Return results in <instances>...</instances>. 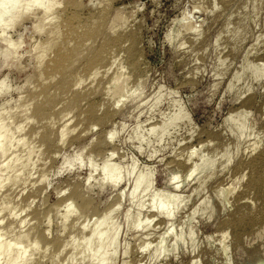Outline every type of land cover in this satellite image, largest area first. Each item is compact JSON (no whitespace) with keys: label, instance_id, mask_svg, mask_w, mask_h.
<instances>
[{"label":"rangeland","instance_id":"1","mask_svg":"<svg viewBox=\"0 0 264 264\" xmlns=\"http://www.w3.org/2000/svg\"><path fill=\"white\" fill-rule=\"evenodd\" d=\"M53 1L46 0L54 4L49 18L42 20L31 7L0 30V122L11 132L0 157V231L6 242L0 264H14L22 244L38 249L29 252V264H93L77 254L69 260L74 252L67 241L73 239L75 253L81 251L99 216L114 207L110 227H117L119 236L112 264H256L264 259V232H241L255 210L250 169L264 150V77L233 80L244 66L264 64V0H78L76 6L71 0ZM171 32L177 34L173 44L166 42ZM10 43L18 49L13 52ZM138 82L140 96L119 103L117 97ZM243 110L252 126L238 144L224 122ZM180 113L181 121L162 138L151 133ZM227 147L230 163L222 168ZM212 152L214 178L196 196L194 185L178 191L191 194L184 210L172 220L150 210L152 195L169 188L167 180L183 184L187 166ZM11 158L14 165L5 171ZM108 159L119 166L117 186L102 181ZM139 175L152 184L134 202L131 191ZM224 187L231 190L227 206L216 192ZM203 197L211 201L210 218L198 213L188 218ZM70 201L74 216L66 217ZM136 219L142 222L139 230L131 227ZM170 221L184 244L176 257L153 259ZM190 233L195 250L189 248Z\"/></svg>","mask_w":264,"mask_h":264},{"label":"bare ground","instance_id":"2","mask_svg":"<svg viewBox=\"0 0 264 264\" xmlns=\"http://www.w3.org/2000/svg\"><path fill=\"white\" fill-rule=\"evenodd\" d=\"M22 0H0V30L1 31H5L8 27L12 26L13 24H15L16 22H18L21 18H23L25 15H27L29 12V8H34V11L37 10L40 15H42V20H45L47 18L50 17L49 14H47L50 11H54L53 9V5L52 2H46V0H27L26 4H21ZM24 1V0H23ZM26 1V0H25ZM48 1V0H47ZM51 1V0H50ZM53 1V0H52ZM55 1V0H54ZM53 1V2H54ZM72 1V2H71ZM69 2V4L71 3V6H76L78 5V0H71ZM57 4V3H56ZM100 5V4H99ZM70 6V5H69ZM81 6V5H80ZM79 6V7H80ZM226 6V5H225ZM74 9V8H73ZM215 10V9H214ZM219 11V10H218ZM255 12V11H254ZM36 13V12H35ZM52 14V13H51ZM212 14V13H211ZM39 15V14H38ZM259 15V14H258ZM76 16V15H75ZM80 18V17H79ZM98 18V17H97ZM116 18V17H115ZM231 19V18H230ZM178 23V24H177ZM176 23V26L179 25V22ZM111 24V23H110ZM114 26V25H112ZM180 26V25H179ZM36 27V26H35ZM114 28V27H113ZM102 31V30H101ZM201 31V30H200ZM8 32V31H7ZM196 32V31H195ZM214 32V31H213ZM239 33V32H238ZM97 34V31H96ZM179 34V32H178ZM87 35V34H86ZM220 35V34H219ZM107 36V35H106ZM2 37V35H1ZM91 37V36H90ZM110 37V36H109ZM175 37H177V34L174 36V33L171 32V34H168L167 36V41L170 44H173L175 42ZM89 38V37H87ZM92 38V37H91ZM112 38V37H111ZM115 38V37H114ZM0 40H3L0 38ZM86 40V37L85 39ZM88 41V40H87ZM119 41V40H118ZM110 42V41H109ZM120 42V41H119ZM85 43V44H84ZM87 42H83V47L86 46ZM131 43V42H130ZM89 44V43H88ZM96 44V43H95ZM114 44V43H113ZM120 44V43H118ZM78 45V44H77ZM93 45V44H92ZM81 45H79L80 47ZM109 46V44H108ZM8 48H13V52L18 49L19 45H14L12 43L8 44L7 46ZM115 47V46H114ZM175 47V46H174ZM37 48V47H36ZM78 47H76L77 49ZM123 48V47H122ZM39 49V48H38ZM84 49V48H83ZM90 49V48H89ZM103 49V48H102ZM37 50V49H35ZM113 50V49H112ZM254 50V48H253ZM71 51V50H70ZM74 51V50H73ZM17 52V51H16ZM75 53V57H76V51H74ZM78 52V50H77ZM107 52V51H106ZM72 53V52H71ZM131 53V52H130ZM81 53H78V55H80ZM85 54V53H84ZM83 55V54H82ZM97 55V54H96ZM131 55V54H130ZM69 56V53H68ZM105 56V55H104ZM103 56V57H104ZM14 57V56H13ZM63 57V56H62ZM81 57V56H80ZM96 57V56H95ZM139 57V56H138ZM79 58V57H78ZM99 58V57H97ZM62 60L66 61V58H61ZM101 59V58H100ZM61 60V63H62ZM70 58H68L67 61H69ZM73 60V59H72ZM74 61V60H73ZM99 61V60H98ZM134 61V60H133ZM93 62V61H92ZM97 62V61H96ZM94 62V63H96ZM101 62V61H100ZM104 63V62H103ZM64 64V62H63ZM74 64V63H73ZM90 64V63H89ZM58 65V64H57ZM67 65V64H66ZM69 65V64H68ZM97 65H99L97 63ZM134 65V63L132 64V66ZM55 66V65H54ZM60 66V65H59ZM58 66V67H59ZM62 66V65H61ZM60 66V67H61ZM72 66V64H71ZM93 66L95 67L96 64ZM135 66V65H134ZM247 66V65H246ZM244 66L243 70L240 74L236 75L234 77V81H239L242 78H251L253 80H259L262 77H264V64H259L256 66ZM58 67L56 69H58ZM59 67V68H60ZM73 67V66H72ZM88 67V66H87ZM92 67V66H91ZM90 68V67H89ZM132 68V67H131ZM137 68V67H136ZM54 69V68H53ZM59 70V69H58ZM87 70V69H86ZM95 70V69H94ZM55 71V69H54ZM57 71V70H56ZM84 71V70H83ZM92 71V70H91ZM121 71V70H120ZM217 71V69H216ZM93 72V71H92ZM126 72V71H125ZM96 73V72H95ZM109 73V72H108ZM56 74V73H55ZM59 74V73H58ZM93 75V73H92ZM72 76V75H71ZM93 77V76H92ZM95 77V76H94ZM78 78V76H77ZM115 78V77H114ZM53 79V78H52ZM89 79V78H88ZM87 79V80H88ZM119 79V78H118ZM121 79V78H120ZM94 80V79H93ZM125 80V79H124ZM52 81V80H51ZM77 81V80H76ZM123 81V80H122ZM72 82V81H71ZM88 82V81H87ZM78 84V83H76ZM82 84V83H80ZM139 84L140 82L137 83V85L131 89H127L129 90L128 92H125L124 89L123 91L120 90V96L119 99L117 97V101L120 103L122 101H125L124 99H131L132 101L137 99L140 94H139ZM237 84V83H236ZM121 85V84H120ZM245 85V83H244ZM233 83L231 82L230 84H228V88L232 89L233 87ZM139 87V88H138ZM251 88V87H250ZM113 89V88H111ZM247 89V88H246ZM112 91V90H111ZM117 91V90H116ZM235 91V90H234ZM248 92V91H247ZM109 93V91H108ZM115 93V92H114ZM112 94V93H111ZM158 94V93H157ZM112 96V95H111ZM108 98V97H107ZM92 103V102H91ZM117 103V102H116ZM118 103V104H119ZM88 104V103H87ZM116 105V104H115ZM123 105V104H122ZM92 106V105H91ZM121 106V105H120ZM97 107V106H96ZM90 108V107H89ZM92 108V107H91ZM94 108V107H93ZM20 110V109H19ZM87 110V109H86ZM95 111V110H94ZM102 114V113H101ZM3 115V113H2ZM19 116V115H18ZM91 118V117H90ZM96 119V118H95ZM181 119V113L180 114H175L173 117H171L169 120H167L165 123L163 122L159 127L153 128L151 129V133H156V135L158 137H161L165 131L167 130V128L169 126H172L174 124H176L179 120ZM0 120H1V114H0ZM98 120V119H96ZM101 120V119H100ZM3 121V120H2ZM0 122V128L2 127L4 131H1V135H0V157L4 156L6 154V149L5 146L7 144V140L10 139L11 141V136L9 133V128L7 129L4 125L3 122ZM99 121V120H98ZM181 121V120H180ZM95 122V121H94ZM11 123V122H10ZM225 125H227L230 129V131L236 136L237 138V143L241 144V142L248 137L249 135V130L251 129V126L248 122H247V116L243 111H239L236 114H231L226 120H225ZM70 125V124H69ZM9 126V125H8ZM175 127V126H174ZM67 127H64L61 132H60V136L63 138L66 134H67ZM71 132V131H70ZM69 133V132H68ZM231 133V134H232ZM168 134V133H167ZM113 132H110V137H112ZM155 135V136H156ZM138 136V135H136ZM262 136V135H261ZM260 136V137H261ZM142 137V136H141ZM162 138V137H161ZM142 140V139H141ZM61 141V140H60ZM11 142L8 143V148H9V144ZM236 143V142H235ZM261 143V142H260ZM257 145H259L258 143H255ZM262 144V143H261ZM148 145V144H147ZM205 146V145H204ZM203 146V147H204ZM210 146V145H209ZM208 146V147H209ZM260 146V145H259ZM263 146V145H262ZM36 147V146H35ZM241 147V146H240ZM26 148V147H25ZM224 148V147H223ZM27 149V148H26ZM230 149V148H229ZM228 147L223 149L221 156L223 157V162H222V168L226 167L228 165V163H230V153L229 152ZM31 150V149H30ZM251 151V149H250ZM206 152V151H205ZM202 153V152H201ZM245 153V152H244ZM255 154L254 149H252V152ZM198 153H192L189 157H186L187 160L185 162V164L187 165L190 160L197 155ZM28 155V154H27ZM112 155V154H111ZM113 156V155H112ZM15 157V156H14ZM39 157V156H38ZM111 157V156H110ZM215 154L212 152L211 155H206V156H201L196 165L194 164L193 167H188L187 166V170L186 173L184 175V182L183 184H180V182L178 180H176V178H172L166 181V185L169 187L166 192H159L157 194H153L152 198L150 200V210H154V212H156L157 216L163 217L166 220H172L174 218V215L176 213H179L181 210H184L188 204V202L191 199V194H189L188 196H181V194L179 195L178 191L181 189H186L187 185H194L193 187V194L192 195H197L199 192H201L206 183L211 180L212 178H214L215 176ZM218 157V156H217ZM221 157V158H222ZM242 157V156H241ZM30 158V157H29ZM256 158V157H255ZM12 158L10 160H8V166L5 169V171L9 170L12 168L11 165L12 162ZM16 160V159H15ZM14 160V161H15ZM222 160V159H221ZM136 163V162H135ZM17 164V163H16ZM90 168H91V172H95V167L93 165V163H90ZM252 165V164H251ZM28 167V166H27ZM32 167V166H31ZM21 168V167H20ZM250 168V167H249ZM252 169V170H251ZM250 171L252 172L251 174V181H250V186L248 187L249 190H251V192L249 191V193H253V200L256 202L255 203V209L253 212V216L251 219H248L247 223L243 226L242 228V233L243 234H248L249 232V228H254L257 230L259 229V232H257L258 234L261 232H264V150L263 151H259L257 158L254 159L253 161V165L251 166ZM23 170V169H22ZM32 170V169H31ZM247 172V171H246ZM4 173V172H3ZM101 178L103 182H106L110 185H114L117 186L118 184H121V172L119 169V166L112 164L110 162V159L106 160L101 168ZM134 173V172H133ZM139 174V173H138ZM4 175V174H3ZM9 176V175H8ZM7 176V177H8ZM243 176V175H242ZM245 178V177H244ZM248 178V177H247ZM3 179V178H2ZM18 180V179H17ZM244 180V179H243ZM242 181V180H241ZM128 183V181H127ZM152 184V180L149 177H144L143 175H139L135 178L134 182H133V186H132V191H131V196L133 201L137 198V194L139 192H145L147 191L150 186ZM185 184H187L185 186ZM236 184V183H235ZM3 187L2 182H0V188ZM241 188V187H240ZM239 188V190H240ZM247 190V189H246ZM230 187H224V189H221L220 191H216L217 192V196L219 197V200L222 204V206H227L228 204V196H230ZM152 192V191H151ZM79 194V193H78ZM77 194V195H78ZM76 195V196H77ZM195 195V196H196ZM198 197V196H197ZM215 197V196H214ZM74 198V197H73ZM150 199V198H149ZM140 200V199H139ZM146 200V199H145ZM142 201V200H141ZM135 202V201H134ZM144 202V201H143ZM211 201L205 197H203L194 207L193 209L190 211V213L188 214V218H193L197 213L200 215H204V214H208L209 218H210V214L212 213V207L210 206ZM134 205V204H133ZM137 205L141 208L144 205H142L141 203H137ZM3 206V203H2ZM229 206V205H228ZM115 208V207H114ZM114 208L109 209L107 212H105L104 214H102L101 216H99L98 220L96 221V223L93 225V227L91 228V230L89 231V237H88V242L87 244H81L83 245L82 250L80 251V249L78 251H80L78 253V251L75 253V249L77 248V245L75 243V241L73 239H70L67 241V244L71 246V253L72 251L74 252L71 257L69 258V260L71 258H73L75 256V254H77V259H84L86 257L90 258L89 260H92L94 263L93 264H112L115 261V257H116V253H115V249L117 246V241H118V236H119V231L118 228L115 226H111V214L114 211ZM144 208V207H143ZM2 209V208H1ZM136 209V208H135ZM139 209V208H138ZM75 210V209H74ZM74 210L72 208V202H68L66 204V217H70V216H74ZM143 210V209H141ZM77 214V213H76ZM252 214V213H251ZM129 214H127L128 216ZM213 216V215H212ZM211 216V217H212ZM208 217V216H207ZM80 219V218H79ZM240 219V218H238ZM211 221V220H210ZM243 221V219L241 220ZM170 223L166 224V229L164 230V232L159 236V240L158 243L156 244V246L154 247V251L152 252V256L153 259H160V258H166L168 256H173L176 257V255L178 254V251L180 249V246L182 247L184 244L183 241V237L182 235H174V223L172 224V221H170ZM240 222V221H239ZM246 222V221H245ZM22 223V222H21ZM147 224V223H145ZM23 225V224H22ZM21 225V226H22ZM75 225V224H74ZM142 225V222L139 219H136L133 221L131 227L139 230L138 228ZM86 226V225H85ZM237 226V225H236ZM146 228L148 226H145ZM183 228V227H182ZM85 229V227L83 228ZM133 229V230H134ZM177 229H179L177 227ZM227 229V228H226ZM8 230V229H7ZM141 230H145L141 229ZM256 230V231H257ZM182 231V230H181ZM193 231V230H192ZM182 234V232H179ZM4 233H1L0 231V262H2L3 260H5V256H4V248L6 245V242H4L2 239ZM226 235V231L221 232V236L223 238H225ZM241 236V235H240ZM189 237V248H192L193 250L196 249V244H195V236L193 233H190L188 235ZM228 237V236H227ZM172 238V243H170V245H168V241L169 239ZM243 238V237H241ZM222 239V238H220ZM239 239V238H238ZM26 242V241H25ZM28 243V242H27ZM80 245V244H79ZM67 246V245H64ZM62 246V247H64ZM146 244L143 247H145ZM222 246V251L227 252L226 250V245L225 243L222 241V244L220 245ZM30 247V249H29ZM40 248V247H39ZM69 248V247H68ZM141 248V249H142ZM147 248V247H146ZM144 248V249H146ZM44 249V248H43ZM111 250L110 253H108V250ZM226 249V250H225ZM37 247L36 244H29V245H21V247L18 249V251L14 254V264H29L32 260H30L31 258H29V252L31 251L32 253L35 251L36 252ZM186 250V249H185ZM141 252V251H140ZM144 252V251H143ZM148 252V251H147ZM28 255V256H27ZM38 256V255H37ZM44 256V254H43ZM255 256V255H254ZM256 257V256H255ZM37 258V257H36ZM75 258V257H74ZM68 259V258H67ZM73 260V259H72ZM90 261V262H92ZM74 261L70 262L69 264H73ZM199 261L197 262H193L192 264H198ZM54 264V263H53ZM122 264H126L125 262H123ZM225 264H230V262H226ZM256 264H264V259H259V261Z\"/></svg>","mask_w":264,"mask_h":264}]
</instances>
